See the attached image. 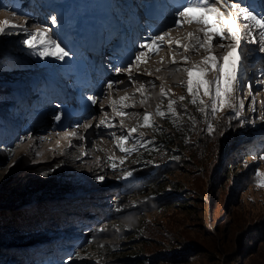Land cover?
<instances>
[{
  "label": "rangeland",
  "instance_id": "1",
  "mask_svg": "<svg viewBox=\"0 0 264 264\" xmlns=\"http://www.w3.org/2000/svg\"><path fill=\"white\" fill-rule=\"evenodd\" d=\"M126 1L67 0L70 4L78 5L77 8L74 7L77 13L70 14L71 12L62 4L58 9L55 24L52 23L53 17L49 16L46 9L40 7L37 0L33 2L19 0L17 4L3 3L4 10L0 7V22L8 21L18 26L11 29L8 35H0V55L3 58L0 65L8 67L11 71L13 61L10 57L19 56L32 66L29 74L21 75L17 81L10 84L16 92L14 100L0 103L2 119L0 142L3 149L9 152V156L0 164V195L7 194L11 189L22 190L26 186L38 187L40 191L38 194L42 195L41 199L35 197L31 204L20 207L19 214L16 215L18 225H22L24 228L22 230L26 233L29 231L28 228L33 226V222L38 220L42 225V231L36 234L30 231V235L26 234L21 238L24 244L18 247L4 246L0 254V264H139L146 259L148 264H229L225 263L231 259L227 255L234 250L236 238L242 229L256 226L258 228L256 224L264 222V187L257 186L264 177L256 176V172L264 173V159H261L264 157V120L261 119L264 115V83H261L264 81V52L249 51L246 62L240 69V75L245 82L243 91L233 93L237 105L240 100L244 103L240 116L237 118L227 107L215 114L211 113L210 108L207 114L202 112L201 115L205 117L206 122L202 127L203 136L201 131L197 130L193 137L194 143L198 145L196 149H199L193 152L197 157L192 158L190 162L186 159L188 164L185 162L186 165H176L175 168H170V171L163 172L161 176L152 174L149 185H153L144 188V181L131 179L137 169L133 160V150L139 140L148 137L147 131L141 129L139 119H143L144 113L147 112L151 114V123L159 127L160 124L153 113L156 107L163 106L169 100L177 102L183 94L192 96L187 91L189 77L183 69L205 67L203 60L214 55L207 53L204 47L198 50L190 48L185 52L183 47L179 50L177 47L165 46L182 40L183 46L187 47L196 43L195 39H189L190 33H194L193 37L203 40L204 32L208 31L211 35L215 28L211 27L214 21L210 16L207 17L209 24L207 29L196 22L182 24L180 26L182 28L178 29L179 31L185 29L186 33H189L187 36L179 35L173 38L171 33L165 37L167 41L160 42L162 47L158 52L166 62L164 60L163 64L162 60H158L156 64L164 65L163 72L167 76L155 75V82L148 79L149 77L130 79L131 71L128 73L126 70L128 67L124 66L133 65L135 58H131L127 51V54H124L128 49L125 30L131 20L128 14L132 15L131 9H124ZM128 1L134 7V14L139 18L141 7L136 6V0ZM165 1L143 2L148 3L146 5L148 8L152 5V9L156 10L161 9ZM185 2L186 0H180L173 5L167 2L166 5L172 9H164L167 10L166 20L179 18L174 13L181 10ZM239 2L247 4L250 0ZM81 5L86 16L80 13L83 11ZM125 13H128L127 17L123 15ZM191 18L195 21L201 17L199 13H192ZM42 29H48L47 35L69 53L64 60H58L54 56L41 58L38 52L43 50L42 46L38 44L36 49H29L24 44L29 34ZM140 30L144 36L137 41H141L142 44L149 43L151 39L145 37L147 34L142 28ZM115 36V41L111 43L112 46L110 45L114 48L115 54L111 55L107 66L110 72L106 71L104 79L105 87L110 83L113 87L105 90L106 87L102 93L106 94L103 102L109 103L108 108L103 110L99 107L100 104L97 105L98 115L92 118L94 108L91 101H87L90 105L88 107L90 109H86L89 115L81 113L83 107L87 105L83 106V103L78 104L77 110L74 109L70 113L72 119L81 114L79 120L75 118L73 121L75 124L90 125V121L95 119V124L88 128L91 132L83 135L80 131L74 136L75 141L68 142L66 139L61 142L64 145L61 144L56 150L53 148L46 150L53 145L46 143V147L42 148L44 150L37 152L40 157H37V154L33 156V152L29 150L32 144L30 140L23 144V149L21 145L16 146L18 140L23 141L22 132L28 126L24 125V121L26 119L30 121L29 118L36 116L35 109H43L44 106L48 109L54 100L63 102L64 98L51 95V92L55 93L54 90L63 91L60 82L65 83L63 87L66 85L74 89L78 81L84 77V73L86 76L90 75V56L81 57L80 53L84 54L86 52L84 49L93 51L96 41H104ZM138 45L133 44L134 48ZM204 45L208 46L207 43ZM216 48L218 47L213 45L209 50ZM247 48L258 49L254 44H248ZM142 51L145 50L140 49L135 54ZM228 51V48L221 49V52L214 56L223 63L220 58ZM154 54L150 52L148 57ZM185 56L188 57L187 61ZM129 57L131 59L128 61ZM171 58H175L172 65ZM126 61L128 62L125 63ZM137 69L140 74L145 73L140 70L141 68ZM119 70H126L122 77H127L126 80H131V83L120 81L121 75L114 77ZM215 76L216 72L209 71L203 78L212 80ZM199 78L197 73H193L194 90L195 81ZM116 81H119L118 85ZM248 84L252 87V95L248 93ZM141 85L146 88L143 87V94ZM162 89L167 96H162ZM113 93L115 97L109 100ZM203 93L204 89H200L196 97L204 101L203 106L209 105V97ZM123 97L128 99L122 101ZM74 102H78L76 98ZM113 102L118 111L128 115L122 116L113 111L110 104ZM253 107L255 111L251 110ZM46 117L50 118L49 125H52L53 118ZM101 120L111 123L113 127L101 125ZM44 122L47 123V120L44 119ZM209 125L212 127L209 128ZM100 126L105 128L98 130ZM70 127L72 125L69 124L68 129H71ZM132 128H136L137 131L122 145L129 151L121 152L116 138L126 135ZM220 132H224L222 136L225 141L235 134L236 142L228 149H224L225 145L221 155L219 153V162L215 166L218 167L216 173L226 170L227 179L222 183V187L217 188V185L214 187L208 185L206 179L212 170L213 159L216 160L214 142L217 143ZM95 133L99 134L96 140L93 137ZM81 135L86 138L83 143H79L78 140L79 137H83ZM96 143H101L102 148L96 150L94 147ZM247 146H249L247 151L250 146L254 150L247 152L251 153L248 158L242 155L246 154L244 148ZM18 147L19 151H16ZM17 154V158L14 159ZM237 155L243 160H237ZM86 156L90 157L87 162L83 160L87 158ZM49 168L68 170L73 176L74 186L59 194L56 188L46 190L42 189V185L36 186L32 183V177H37ZM128 172L132 175L125 178ZM172 187L177 190L173 191ZM51 191L52 195L47 196ZM55 191L57 193H54ZM232 198L235 199L233 206ZM42 202L46 203L49 209L42 211L39 208ZM177 202L180 203V208L172 207L171 204ZM245 242L253 247V255L248 258L244 256L243 260L236 259V262L230 264H264V242L259 243L258 239L254 244L249 239ZM182 244L190 253L187 251L184 253L187 262L177 263L180 259L176 261L171 258H177L179 254L177 250L181 249ZM196 245L199 248H196ZM194 248L195 251L192 250ZM197 252L200 256H195ZM190 255L192 256L189 258Z\"/></svg>",
  "mask_w": 264,
  "mask_h": 264
},
{
  "label": "trees",
  "instance_id": "2",
  "mask_svg": "<svg viewBox=\"0 0 264 264\" xmlns=\"http://www.w3.org/2000/svg\"><path fill=\"white\" fill-rule=\"evenodd\" d=\"M31 1L33 2L34 0ZM37 1L40 7L47 10V13H49L50 17L57 18L58 9L62 4L66 6L69 12H71L70 14L77 13L74 7L76 6L77 8L78 5H76V3H72V5L68 3L67 0ZM18 2L19 0H0V7L2 10H4L2 7L3 3L17 4ZM80 8L83 10L80 13L86 16L84 7L81 5ZM10 58H12L13 61V68L11 69V71H9L8 67L0 65V67L2 68H0V103H9L14 100L16 92L10 86V84L17 81V79H19L21 75L29 74L32 71V66L24 58H20L19 56H13ZM2 59V55H0V61H2ZM181 97H184L183 101H181ZM181 97H179V100L174 104V107L179 113L178 116L168 112V102L163 106H159L154 109L153 113L160 124L159 127L156 124L151 123V121L150 124L152 125V127H143L141 126L143 124V119H139L141 120L140 127L142 130L147 131L148 137H146V139L144 138L142 140H139L137 146L133 150V160L137 169L135 174L132 175L131 179H133L134 181H144V188L153 185H149V179L152 174L161 176L163 172L170 171V168H175L174 166L176 165H186V163L188 164V162H190L192 158L197 157V154L193 152L199 151V149H196L198 145L194 143L193 137L196 134L197 130L201 131L200 133L203 136L202 127H204V125L206 124L205 117H202V112L199 111L197 107L200 101L199 97H195L197 100V104L195 105L191 103V101L193 100V96L183 94L181 95ZM201 107H203V105ZM158 108L166 113L164 118H161L159 115H157ZM1 122L2 119L0 117V124ZM223 133L224 132H220V138L217 140V143L214 142L216 149L214 155H216V160L213 159V162L211 163L212 170L206 179V181L209 182L208 185L212 187H214V185H217V188L218 186L222 187V183L227 179L226 170L224 171L223 169L220 172L216 173L218 167L216 168L215 166L219 162L218 158L221 155V151L225 145L226 146L224 147V149H228V147H231L233 143L236 142V137H234L235 134H233L230 139L225 141L224 137L222 136ZM248 147L249 146L244 148L246 154L242 153V155L246 158L251 156V153L247 152L254 151L251 146L247 151ZM3 150L4 149L2 143L0 142V164L9 156V152H7L6 150H4V152ZM236 152L238 153L237 150ZM186 159L188 160V162ZM237 160L242 161L243 158L240 155H237ZM212 172L214 173L213 175ZM31 179L32 183H34L36 186L38 184L42 185V189L48 190L47 188H56V190H59V194L68 191V189H71V187L74 186L72 174L68 173V170H65L64 168H54L53 170H51L50 168L45 169L43 173H41L37 177L34 176ZM172 190L176 191L177 189L175 187H172ZM38 193H40L38 187L32 188L31 186H26L22 190L11 189L7 194L2 193V195H0V254L4 246L18 247L19 245H23L24 242L21 238L26 234L28 236L30 231L32 234H36L40 230L42 231V225L40 224L39 220L37 222H33V226H28L29 231L26 233L25 230H22L24 229L23 227H21L22 225H18V220L16 219L18 218L16 215L19 214L18 209L20 210V207L28 205L29 203L31 204V200L33 198L35 199V197L41 199L42 195ZM51 193L53 192L51 191L49 194H46L48 196L52 195ZM54 193L57 192L55 191ZM232 202L233 203H231V206L234 205V198H232ZM171 205L174 208H180V203L178 202L175 204L172 203ZM48 207L49 206L46 203L44 204L43 202L41 205H39V208L42 211H44V209H49ZM14 220L16 222H14ZM256 225H258V228H256V226L255 228L246 227V229H242V231L239 233L240 235H238L236 238V245L234 246V250H232V252L227 255L231 259L230 261H226L225 263L230 264L236 262V259L241 260L242 258L243 260L244 256L248 258L253 255V247H250V245L245 242L248 241V239L250 242H253V244L257 239L259 243L264 242V222L258 223ZM195 247L199 248L198 245H196ZM187 250L189 249L182 244L181 249L177 250V252L179 251L177 258L175 257L171 259L176 261L180 259V261H178L177 263L187 262V260L185 259ZM192 250L195 251V248ZM196 254L197 255L195 256H200V253L197 252ZM191 256L192 255L188 257L190 258ZM7 260L9 259L7 258ZM139 264H148V259L144 260V262L140 261Z\"/></svg>",
  "mask_w": 264,
  "mask_h": 264
},
{
  "label": "snow or ice",
  "instance_id": "3",
  "mask_svg": "<svg viewBox=\"0 0 264 264\" xmlns=\"http://www.w3.org/2000/svg\"><path fill=\"white\" fill-rule=\"evenodd\" d=\"M192 13H199L201 18L193 21L191 18ZM174 15L183 18L174 21L177 27H180L184 23L196 22L207 29L209 27L207 17L210 16L214 21L211 27L215 28V31L211 35L208 31H205V39L203 40L189 34L190 39H195L196 43L185 47L177 41V49L183 47L185 52L189 51L190 48L198 50L200 47H203L205 43L211 48L214 43V37H218V39L215 40L216 46L229 49L227 54L220 58L223 63H220L218 58L212 55L203 60L202 63L205 67L194 66L192 69H183V71L187 72L189 77L187 91L193 96L191 103L194 105L197 104L195 97L200 89H204L203 94L204 96L209 97L210 104L201 107L204 105V101L201 99L199 105H197L199 111L207 114L208 109L210 108L211 113L215 114L227 107L231 109L238 118L244 108V103L243 100H240L237 105V103L234 102L233 93L243 91V85L245 82L240 75V69L244 66L249 51L258 50L259 52H264V0H250L247 4H242L239 0H186L182 5L181 10L174 13ZM52 23H56L55 17L52 18ZM16 27L18 26L8 21L0 22V35H8L9 31ZM48 31V29H42L36 33L29 34L28 38L24 40V44L29 49H36L38 44L42 46L43 50L38 52V55L41 58L54 56L58 60H64L69 53L60 48L59 44H57L51 36L47 35ZM169 31H165L162 35H155L147 44H141L140 47L145 49V51H142L135 56L132 67H138L140 63L146 62V57L148 56L149 51H158L162 47V44H158L157 42L164 41L165 37L169 36ZM245 38H247L246 41ZM224 40H230L231 43L224 44L222 42ZM242 41L245 42L242 43ZM248 44H258V49H248ZM187 59L188 57L185 56V61H187ZM173 63H175L174 58ZM179 70L180 69H177V71ZM128 71L130 72L131 68H129ZM209 71L216 72V76L212 80L203 78ZM193 73H197L200 77L195 81V90L193 88ZM129 78L131 79V77ZM261 83H264V81H261ZM108 87L112 88V84L110 83ZM143 87L144 86L141 85V94H143ZM247 87L249 95H252L251 85L248 84ZM161 94L162 96H167V93H165L163 89ZM88 99L93 104L97 103L96 98L93 96H89ZM121 99L123 101L128 98L123 97ZM180 99L183 101L184 97H181ZM174 104L175 101H168V112L178 116L179 113L174 107ZM253 104H255V101H253ZM114 105L115 102H113V111H117L118 114L122 116L128 115V113L118 111ZM124 107H128V105H124ZM251 110L255 111V108L253 107ZM150 115L151 114L147 112L144 113L143 124L141 126L152 127L150 124ZM157 115L164 118L166 113L158 108ZM54 119L59 122L61 117L60 115H56L54 116ZM261 119L264 120V115L261 116ZM100 124L107 127H113L111 123H108L105 120H101ZM84 127L88 128L91 127V125L86 124ZM211 127L212 126L209 125V128ZM136 131V128H132L126 135L116 138L119 141L118 147L121 152L127 153L129 151L122 145L127 143L129 138ZM72 135L75 136L76 133H72ZM261 159H264V157H261ZM113 167H115V165H113ZM131 175L132 173L128 172L126 173L125 178ZM256 176L264 177V173L256 172ZM100 179L102 180L103 177ZM257 186L264 187V179H261Z\"/></svg>",
  "mask_w": 264,
  "mask_h": 264
},
{
  "label": "bare ground",
  "instance_id": "4",
  "mask_svg": "<svg viewBox=\"0 0 264 264\" xmlns=\"http://www.w3.org/2000/svg\"><path fill=\"white\" fill-rule=\"evenodd\" d=\"M122 1V0H121ZM141 2H147V0H140ZM139 1V2H140ZM143 2V5H148V3H144ZM149 2V1H148ZM152 6V5H151ZM150 6V7H151ZM167 7H171V6H167ZM166 7V8H167ZM127 8L128 9H131V13H132V15L134 14V7L129 3V1L127 0L126 2H125V5H124V9L125 10H127ZM136 9V8H135ZM168 9V8H167ZM156 10H157V15L159 14V16L157 17V21L158 22H160V24L162 25L161 27H160V30H158L157 32H156V28L154 27V29H153V31L150 33V35L148 36V38L149 39H152L155 35H162L165 31H169V30H171V31H169L170 33H169V35L172 33L173 34V38L174 37H177V36H179V35H183L182 37H185V36H187V34H189V33H186V31H185V29H184V31H179V29H181L182 27H180L179 29H178V27L175 25V23H174V21L175 20H177V19H180V18H175V19H173V20H166V13H167V10H164V13H163V15H162V13H161V11L158 9V8H156ZM138 12V11H137ZM129 13H130V11H129ZM128 23H130L131 24V22H128ZM151 23V22H150ZM178 29V32H176V30ZM185 28H186V26H185ZM173 32H176V33H173ZM190 32H192V31H190ZM196 33V32H195ZM198 33H199V31H198ZM190 34H192V33H190ZM193 36H194V33L192 34ZM202 36H203V34H201ZM116 37V36H115ZM115 37H113L111 40L112 41H115ZM196 37V36H195ZM189 38V37H188ZM199 38V37H198ZM217 39L218 37H214V39ZM148 39V40H149ZM190 39V38H189ZM245 39H247V38H245ZM258 39V38H257ZM164 40H168V39H164ZM179 40H180V38H179ZM103 42V41H102ZM102 42H101V44H102ZM111 42V41H110ZM224 44H228V43H231V41L230 40H224V41H222ZM104 43H107L106 41H104ZM158 44H160V41H158L157 42ZM168 43H170V42H168ZM179 43L181 44V45H183L184 44V42L181 40V41H179ZM187 43H189V42H187ZM167 44V43H166ZM186 44V43H185ZM194 44V43H193ZM213 45H216L215 44V40H214V44ZM254 46H256V47H258V44H254ZM174 48V47H177V45H176V43H171V44H167L166 46H165V48ZM204 48H205V50H207V53H210V54H214V55H216V54H218L219 52H221V49L222 50H224V49H227V48H220V47H218V48H216V49H212V51H210L209 50V46H206V45H204L203 46ZM114 48H112V50H111V55H113V54H115L114 53V50H113ZM142 49V48H141ZM142 50H145V49H142ZM161 50H163V49H161ZM179 50H182V48H179ZM194 50V49H193ZM84 51H86L84 54L83 53H80V55H81V57L82 56H95V54L93 53V52H90L91 51V49H88V50H86V49H84ZM99 51H101V48H99ZM135 51H136V48H135ZM150 52H153V51H149V53ZM166 52V51H165ZM193 52H195V51H193ZM102 53V52H101ZM153 53H155L154 55H152V57H148L147 59H146V62H144V63H140L139 64V66H138V68H141L140 70H142V71H144L145 73L144 74H140V72H138L139 70L137 69V67L135 68V67H132V65H129V66H124V67H128V68H126V70L128 71V69L129 68H131V74H130V76H131V79L133 78V77H136L135 79H144V78H148V79H151L152 81L154 80V82H155V75H160L161 77L162 76H165L166 75V73L165 72H163V69H164V65L163 66H158L156 63L158 62V60L159 61H161L162 60V62H163V64H164V60H165V62H166V59H164V57L161 55V53H159L158 51H157V53L156 52H153ZM167 53V52H166ZM202 53V52H201ZM124 54H127L126 53V50H125V53ZM138 54V53H137ZM199 54V53H198ZM203 54V53H202ZM212 56V55H211ZM114 57V56H113ZM131 59V58H130ZM130 59H128V61L130 60ZM171 59H173V58H171ZM175 59V58H174ZM128 61H126L125 63H127ZM124 63V64H125ZM161 63V62H160ZM178 63V62H177ZM106 65H108V62L107 63H105ZM156 64V65H155ZM173 64V61H171V63H170V65H172ZM169 65V64H168ZM123 67V68H124ZM133 68H135V70L133 69ZM144 68V69H143ZM126 70L124 71V70H119V72H117L115 75H114V77H119L120 75H121V78L122 79H120V81H122V80H124L123 82H125V81H127L126 83H131V80H126L127 79V77L126 78H124V77H122L125 73H126ZM138 70V71H137ZM135 71V72H134ZM105 72V71H104ZM128 73H129V71H128ZM87 74V73H86ZM255 74H257V73H255ZM90 75H91V73H90ZM89 75V76H90ZM94 76H95V74H93V75H91V77H90V80L92 81V79L94 78ZM167 76V75H166ZM253 76H255V75H253ZM118 79V78H117ZM112 80V79H111ZM110 80V81H111ZM116 82H118L117 83V85L119 84V81H116ZM109 83V82H108ZM104 84H105V82L103 81L102 83H101V86H100V88H99V92L97 93V92H95L94 91V93H93V95H92V92H90L89 93V95H88V97L89 96H93V97H95L96 98V100H97V103L96 104H94L93 105V103H92V108H94V110H93V116L94 117H92V118H95V116H96V114H97V105H99L100 104V106L99 107H102V109L103 110H105L106 108H108V106H109V103L106 101V102H103V100H104V97H106V94H102V93H104V89L105 90H109V87L108 86H104ZM113 85V84H112ZM124 85V84H123ZM137 85V84H136ZM104 86V87H103ZM75 87H79V89H78V92L80 91V85H79V83H78V85H75ZM113 87V86H112ZM84 88V87H83ZM145 88V87H144ZM146 89V88H145ZM83 90H85V89H81V91L83 92ZM139 91V90H138ZM78 92H74V94H77ZM85 92V91H84ZM51 95L54 97V95H55V93H53V92H51ZM118 95H120V94H118ZM117 95V96H118ZM135 95V94H134ZM77 96L75 95V98H76ZM79 97V96H78ZM109 97V96H108ZM115 97V93H113V94H111V96L109 97L110 99L109 100H113V98ZM60 98H63L62 96H60ZM120 98V97H119ZM145 98V97H144ZM68 99V98H67ZM79 99H80V97H79ZM77 100L78 102H73L74 104H76V103H78V104H80V102H81V100ZM101 100H102V103H100L101 102ZM55 101V100H54ZM51 102L50 104H53V106H58L57 104H66V102H58V101H55V102ZM88 101H90V100H88ZM110 102V101H109ZM87 104V105H86ZM112 106H113V104L112 103H110ZM86 105V106H85ZM83 106H85V107H83V110L81 111V113H83V114H86V115H89L88 114V112H87V110L86 109H88V107L90 106L88 103H87V101H85V102H83ZM51 105H50V109H51ZM49 108V107H48ZM52 108H54V107H52ZM82 108V107H81ZM90 109V108H89ZM88 109V110H89ZM75 110H77V109H75ZM38 111V110H37ZM84 111V112H83ZM41 114H43V113H41ZM40 114V112H39V114H38V117H40L41 119H42V121L40 122V123H42L43 124V127H42V129H40V128H37L35 125H32V127H31V129L27 132V130L24 128L23 129V132H22V134H23V141H17V143H16V146H22V149H23V144L24 143H26V142H28L29 140H30V142L33 144H30V148H29V150L31 151V152H33V156L35 155V154H37V152H39V150H44V149H42L43 147H46L45 145H46V143H50V144H53V145H51L49 148H47L46 150H48V149H51L52 150V148L53 149H57V147H60L61 146V144H63V143H61V142H63L64 140L66 141V139H68L67 141L69 142V141H75V138H74V136L72 135V133H76V135L77 134H79V132L81 131V133H83V135L84 134H88L89 132H91V129H88V128H85V127H83L84 125H82L83 123H81V124H79V123H77V124H75V123H73V121L75 120V118L73 119V121H68L67 119H66V121L64 122V123H61V124H59V125H57L58 127H54L53 126V129L49 126V123H48V121H49V119H47V117H45L46 116V114H43V115H41ZM98 115V114H97ZM79 116H81V114L79 115L78 114V116L76 117L78 120H79ZM97 117V116H96ZM105 118V117H104ZM44 119H46L47 120V123L46 122H44ZM92 120V119H91ZM95 119H93L92 121H90V125L91 126H93V124H95V121H94ZM81 121V120H80ZM84 121V120H83ZM29 122V121H28ZM28 122H26V125H28V126H30V123H28ZM72 125V127H70L71 129H68V125ZM25 125V126H26ZM27 126V127H28ZM57 128V129H56ZM105 127H101L100 126V128L98 129V130H103ZM82 129V130H81ZM32 130V131H31ZM41 132H43V133H41ZM97 133H99V132H97ZM97 133H95L96 135L95 136H93L94 137V139L96 140V138L98 137V135L99 134H97ZM53 135V136H52ZM75 135V136H76ZM83 135H81V136H83ZM39 139V140H38ZM86 138L83 136V137H79V143L80 142H82L83 143V140H85ZM58 142H57V141ZM60 142V143H59ZM97 142V141H96ZM66 144V143H65ZM101 144V143H100ZM100 144L99 143H96L95 145H94V147H95V149L97 150H99V149H101L102 148V146L100 147ZM64 145V144H63ZM102 145H106V144H102ZM20 146V147H21ZM53 146V147H52ZM19 149V147L16 149V151H19L18 150ZM21 150V149H20ZM22 151V150H21ZM40 151V152H41ZM95 151V150H94ZM102 151V150H101ZM39 152V153H40ZM20 155H21V153H20ZM16 157H14V159L15 158H17V156H18V154L17 155H15ZM37 157H40V154H37L36 155ZM90 156V155H89ZM89 156H86L87 158H84L83 160H88V159H90V157ZM87 162V161H86ZM88 224V223H87ZM86 224V225H87ZM105 226V225H104ZM96 227V226H95ZM94 231V230H93ZM96 233V232H95Z\"/></svg>",
  "mask_w": 264,
  "mask_h": 264
}]
</instances>
